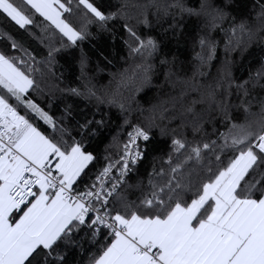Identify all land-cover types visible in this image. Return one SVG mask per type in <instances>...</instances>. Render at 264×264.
<instances>
[{
	"label": "snow or ice",
	"instance_id": "snow-or-ice-1",
	"mask_svg": "<svg viewBox=\"0 0 264 264\" xmlns=\"http://www.w3.org/2000/svg\"><path fill=\"white\" fill-rule=\"evenodd\" d=\"M254 7L251 19L237 23L214 0L193 7L185 0H0V19L46 49L37 60L23 41L0 32V264H69L70 253L84 252L85 238L91 249L80 264H264V59L247 79H234L226 66L221 78L194 88L198 98L183 108L191 119L178 126L190 128L191 139L171 121L162 126L152 116L140 124L125 116L99 167L93 144L104 120L76 119L73 103L53 115L30 93H45L39 74L49 96L59 92L123 112L115 96H99L89 83L61 86L58 58L77 60L83 82L88 56L82 43L94 29L113 43L119 37L128 57L143 62L146 83L148 61L160 49L153 20L203 19L209 35H201L196 59L204 66L215 57L210 33L227 31L225 23L233 48L244 37L264 36V0ZM178 27L173 22L163 32L177 35ZM197 104L204 106L199 112ZM154 129L167 138L160 155ZM145 161L147 184L133 183ZM135 191L140 195L133 199Z\"/></svg>",
	"mask_w": 264,
	"mask_h": 264
},
{
	"label": "trees",
	"instance_id": "trees-1",
	"mask_svg": "<svg viewBox=\"0 0 264 264\" xmlns=\"http://www.w3.org/2000/svg\"><path fill=\"white\" fill-rule=\"evenodd\" d=\"M111 2L118 3L119 0H111ZM140 2H145V0H140ZM161 2H166V0H161ZM198 2L199 0H185L189 7L198 6ZM214 3L230 14L229 21L235 17L239 23L241 19H251L255 12L254 6L257 4V0H232L230 4H227L226 0H214ZM173 22L179 25L176 29L177 35H173L171 31L164 33L163 29L168 28L169 24ZM223 27L227 31L215 29L210 33V38L214 40L216 45L215 57L209 64L201 66L200 61L196 59L197 53L201 51L198 41L201 35H209L203 19L186 14L181 17L177 14L175 21L171 17H167L161 24L157 25L153 20L151 31L160 40V49L155 57L148 61L151 68L148 72L149 80L146 83L143 80L144 70L139 67L143 62L138 57L131 59L128 57L127 49L119 37L113 43L109 34L95 33L94 29V37H90L82 43V47L88 56L83 82L80 79L81 69L77 60L65 56L58 58L55 70L56 76L63 81L61 86L83 89V84L89 83L90 86L94 87L97 95L105 98L115 96L119 103L124 105L123 112L119 106H112L108 103L97 104L95 100H84L67 96V94L62 96L59 92H56L54 96H49L48 84L41 80L39 74H37L36 79L45 89V93L37 95L36 92L30 90L31 97L53 115L58 116L66 104L73 103L72 111L76 119L82 120L87 117L88 119L99 120L102 118L104 120L105 126L93 144V148L99 156L97 167L104 163L105 145L112 140L118 131H121L120 126L123 124L125 116L130 121L140 124H147L152 116H156L157 123L162 126L169 125L171 121L170 127L177 128L178 132L186 131L188 138L191 139V129H180L178 126L181 120L191 119L190 114H183V108L198 98L199 94L194 88H201L203 85L213 83L216 79L221 78L226 66L230 67L234 79H247L250 73H255L261 60L264 59V36L257 35L251 42L244 37L241 45L233 48L228 44L232 35L228 23H225ZM5 31L11 32L17 40L23 41L25 47H28L29 51L36 55L37 60L41 59V56L37 54L38 52H46V49H43L37 40H34L27 33L21 35L13 26L0 19V32ZM237 38H240L239 35ZM101 52L106 53L108 59H105ZM162 59L168 60L170 63L161 64ZM199 72H204L206 75L201 76ZM120 73H124L126 76V80L123 82ZM186 81H191V85H186ZM202 107L204 106L200 104L195 105L197 112ZM161 113L165 116L162 121L159 119ZM34 123H37L41 129L47 127L43 121L38 119L34 120ZM206 128L211 132L210 125H206ZM220 130L224 131L225 129L221 128ZM154 131L156 133L154 147L156 154L160 155L167 151V138H162L158 129H154ZM122 134L126 138V133ZM150 159L151 156H149ZM147 163L148 161H145V164L140 167L141 175L132 178L133 183L139 178L143 180L145 185L147 184L145 174ZM138 195L140 192L135 191L132 198L135 199ZM83 235V233L80 234L81 237ZM80 242L84 252L82 254L80 252L70 253L69 264H80L81 261L87 260L91 246L86 238L81 239Z\"/></svg>",
	"mask_w": 264,
	"mask_h": 264
}]
</instances>
